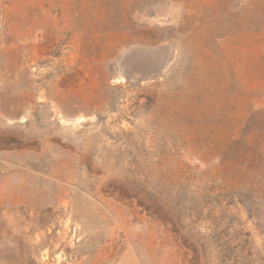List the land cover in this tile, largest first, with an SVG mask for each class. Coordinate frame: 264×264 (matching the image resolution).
Here are the masks:
<instances>
[{
    "label": "rangeland",
    "instance_id": "rangeland-1",
    "mask_svg": "<svg viewBox=\"0 0 264 264\" xmlns=\"http://www.w3.org/2000/svg\"><path fill=\"white\" fill-rule=\"evenodd\" d=\"M0 264H264V0H0Z\"/></svg>",
    "mask_w": 264,
    "mask_h": 264
},
{
    "label": "bare ground",
    "instance_id": "bare-ground-1",
    "mask_svg": "<svg viewBox=\"0 0 264 264\" xmlns=\"http://www.w3.org/2000/svg\"><path fill=\"white\" fill-rule=\"evenodd\" d=\"M45 179V178H44ZM46 180V179H45ZM45 182V181H44Z\"/></svg>",
    "mask_w": 264,
    "mask_h": 264
}]
</instances>
